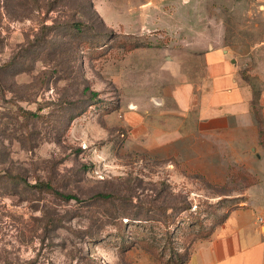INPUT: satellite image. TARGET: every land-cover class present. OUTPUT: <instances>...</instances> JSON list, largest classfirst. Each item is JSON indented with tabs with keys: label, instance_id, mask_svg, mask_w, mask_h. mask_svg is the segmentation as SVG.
I'll use <instances>...</instances> for the list:
<instances>
[{
	"label": "rangeland",
	"instance_id": "obj_1",
	"mask_svg": "<svg viewBox=\"0 0 264 264\" xmlns=\"http://www.w3.org/2000/svg\"><path fill=\"white\" fill-rule=\"evenodd\" d=\"M213 46L261 89L264 1L0 0V173L26 182L0 183V264L189 262L246 185L186 175L132 130Z\"/></svg>",
	"mask_w": 264,
	"mask_h": 264
},
{
	"label": "crops",
	"instance_id": "obj_2",
	"mask_svg": "<svg viewBox=\"0 0 264 264\" xmlns=\"http://www.w3.org/2000/svg\"><path fill=\"white\" fill-rule=\"evenodd\" d=\"M233 53L216 46L205 50L206 76L198 84L176 71L178 83L157 101L154 119L132 130V139L142 138L153 157L173 159L186 175L229 183L236 169L254 180L245 186V201L196 245L187 264H264V77L254 92Z\"/></svg>",
	"mask_w": 264,
	"mask_h": 264
},
{
	"label": "trees",
	"instance_id": "obj_3",
	"mask_svg": "<svg viewBox=\"0 0 264 264\" xmlns=\"http://www.w3.org/2000/svg\"><path fill=\"white\" fill-rule=\"evenodd\" d=\"M73 30H75L78 33H84V28H85V24L83 23H75L74 25H72ZM96 96V94H94ZM22 115L25 117V119L30 120V119H34V118H38L37 113L32 112V111H25L22 110ZM260 140L262 145L264 146V129L261 128L260 129ZM19 177L17 176H13L11 174H1L0 173V183L3 181H7V182H19V183H25V181H23L22 179L19 181ZM230 182L231 183H239L242 182L244 183L246 186H249L251 184H254V180L251 178V176L248 173L242 172V171H237L236 169H232L231 170V176H230ZM37 188H39L40 191H45L48 193H52L54 195H57L65 200H70V199H75V197L73 195L70 194H65L62 193L58 190H56L50 182H43L40 183L39 185H36ZM100 198L104 197L106 198V195H100ZM212 232L209 234V236L206 238L208 239L211 236ZM187 260V259H186ZM189 260V259H188Z\"/></svg>",
	"mask_w": 264,
	"mask_h": 264
}]
</instances>
